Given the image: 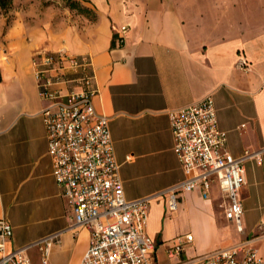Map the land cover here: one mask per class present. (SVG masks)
Segmentation results:
<instances>
[{
  "label": "crops",
  "instance_id": "1",
  "mask_svg": "<svg viewBox=\"0 0 264 264\" xmlns=\"http://www.w3.org/2000/svg\"><path fill=\"white\" fill-rule=\"evenodd\" d=\"M81 1L94 20L67 7L52 20L18 19L0 29V218L14 228L8 250L60 232L48 264H80L91 232L71 228V209L53 175L47 102L32 65L37 50L91 56L94 105L110 118L127 199L183 178L168 111L209 94L235 157L264 147V0ZM122 26L128 30L120 41ZM241 58L250 70L238 66ZM244 175V232L226 217L218 184L208 198L198 189L180 193L176 210L168 208L166 195L153 199L147 225L156 244L152 264H198L200 256L236 245L256 248L264 258V159L245 162ZM189 234L192 241L172 254L175 239ZM28 254L43 264L39 246Z\"/></svg>",
  "mask_w": 264,
  "mask_h": 264
},
{
  "label": "built area",
  "instance_id": "2",
  "mask_svg": "<svg viewBox=\"0 0 264 264\" xmlns=\"http://www.w3.org/2000/svg\"><path fill=\"white\" fill-rule=\"evenodd\" d=\"M128 27L118 31L123 41ZM39 95L47 102L43 117L53 175L72 212L71 228L91 232L89 247L80 264H152L155 240L148 234L149 209L153 199L168 197V208L176 210L180 193L198 189L208 198L214 184L226 197V217L244 232V205L240 191L246 183L244 164L261 163L264 147L247 149L235 157L227 149V133L218 126L214 97L170 109L168 116L174 138V152L183 178L161 192L127 199L115 156L110 118L94 105L98 94L91 56L79 57L64 49L37 50L32 59ZM238 66L250 70L245 58ZM131 159L130 156L127 157ZM60 232L34 243L8 250L14 228L0 218V264H34L28 251L39 246L43 264H48L53 242ZM191 234L175 239L172 254L183 250ZM171 254V255H172ZM198 264H264L258 249L236 245L200 256Z\"/></svg>",
  "mask_w": 264,
  "mask_h": 264
},
{
  "label": "rangeland",
  "instance_id": "3",
  "mask_svg": "<svg viewBox=\"0 0 264 264\" xmlns=\"http://www.w3.org/2000/svg\"><path fill=\"white\" fill-rule=\"evenodd\" d=\"M79 2L81 3L82 1L79 0ZM68 3L69 0H9L5 7L0 6V29L6 30L8 26L18 19L21 23L26 24H29L32 19L37 17L52 20L56 15L61 14V11L64 10L62 8H67ZM73 12L76 15L86 14L85 16L88 18H94L91 13H81L76 9ZM247 191L248 187H242L240 197L243 198Z\"/></svg>",
  "mask_w": 264,
  "mask_h": 264
},
{
  "label": "trees",
  "instance_id": "4",
  "mask_svg": "<svg viewBox=\"0 0 264 264\" xmlns=\"http://www.w3.org/2000/svg\"><path fill=\"white\" fill-rule=\"evenodd\" d=\"M9 0H0V6L5 7L8 4ZM79 0H69V3L67 4V7H69L71 10H78L81 13H91L92 16H94L93 20L96 18L95 12L84 5L82 2L78 3ZM86 15V14H84Z\"/></svg>",
  "mask_w": 264,
  "mask_h": 264
}]
</instances>
